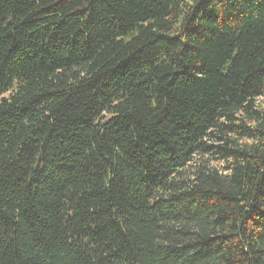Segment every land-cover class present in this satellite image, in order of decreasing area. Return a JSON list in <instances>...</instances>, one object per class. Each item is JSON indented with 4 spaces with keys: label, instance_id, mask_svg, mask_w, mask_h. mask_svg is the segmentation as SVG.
<instances>
[{
    "label": "trees",
    "instance_id": "trees-1",
    "mask_svg": "<svg viewBox=\"0 0 264 264\" xmlns=\"http://www.w3.org/2000/svg\"><path fill=\"white\" fill-rule=\"evenodd\" d=\"M0 264H264V0H0Z\"/></svg>",
    "mask_w": 264,
    "mask_h": 264
}]
</instances>
